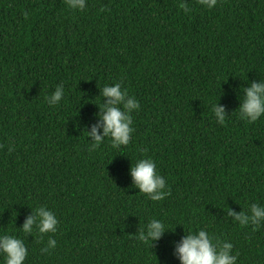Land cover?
Here are the masks:
<instances>
[{
  "label": "trees",
  "instance_id": "16d2710c",
  "mask_svg": "<svg viewBox=\"0 0 264 264\" xmlns=\"http://www.w3.org/2000/svg\"><path fill=\"white\" fill-rule=\"evenodd\" d=\"M180 2L0 0V234L23 239V264H181L176 245L201 228L231 242L237 264H264V223L227 215L264 205V117L236 115L242 89L264 80V0H183L187 13ZM118 82L140 103L130 142L90 152L102 88ZM145 157L166 180L160 201L133 184ZM42 205L57 231L23 233ZM151 219L168 228L152 245L136 238Z\"/></svg>",
  "mask_w": 264,
  "mask_h": 264
},
{
  "label": "clouds",
  "instance_id": "9594fccd",
  "mask_svg": "<svg viewBox=\"0 0 264 264\" xmlns=\"http://www.w3.org/2000/svg\"><path fill=\"white\" fill-rule=\"evenodd\" d=\"M199 4L207 9L216 6L218 0H198ZM66 7L72 11H83L86 7V0H65ZM179 8L185 13L191 9L181 0ZM27 16V13H25ZM244 95L240 97L241 103L236 113L237 118L247 123L258 121L264 117V80L252 82L249 87L242 89ZM64 87L62 84L56 86L50 96L45 99L49 105H58L64 97ZM101 96L107 97V101L100 103V121L94 125L89 132L86 130L89 141V151L98 148L107 139L112 148H120L128 145L131 138L133 110L140 109V103L134 96H129L126 89L122 88V83L105 85L102 88ZM211 113L218 124L226 122V109L217 102L211 104ZM102 128V132L99 129ZM9 151H12L9 148ZM130 174L133 184L152 201H160L167 194L165 178L159 174L155 161L150 157L140 158L132 163ZM227 215L232 217L234 223L241 226L253 225L260 227L264 223V205L258 203L250 204L248 211H234L229 209ZM58 218L46 206H39L33 209V214L28 215L22 227L23 233H33L34 231L43 235L45 233H55L57 231ZM168 229L159 219H151L146 225L140 227L136 238L145 243L153 244L159 240ZM57 241L49 237L46 247L42 252H48L55 248ZM233 244L228 241L220 242L212 237L206 230L188 231L182 240L176 245V253L181 264H237V255L232 254ZM27 247L20 237L9 234H0V256L3 257L2 264H23L27 256Z\"/></svg>",
  "mask_w": 264,
  "mask_h": 264
}]
</instances>
